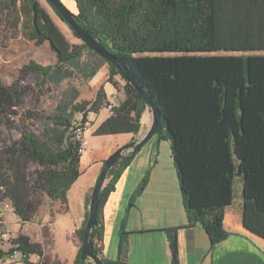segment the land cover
<instances>
[{"label": "trees", "instance_id": "obj_1", "mask_svg": "<svg viewBox=\"0 0 264 264\" xmlns=\"http://www.w3.org/2000/svg\"><path fill=\"white\" fill-rule=\"evenodd\" d=\"M73 1L75 17L84 31L127 68L156 104L154 134L170 142L189 223L201 224L211 246L225 239L224 210L232 200L233 177L239 174L242 225L264 239V0ZM0 31L8 34L6 40L22 35L36 45L47 42L55 62L43 65L30 60L23 67L39 87L89 80L106 64L107 82L117 87L115 75L124 81V99L112 107L93 134L139 131L145 108L142 97L113 64L81 40L70 43L65 30L58 28L38 0H0ZM23 92L16 85L0 82V107L18 106ZM79 94L78 86L68 84L53 111L43 116L41 133L23 130L6 150L12 156L18 146L20 154L42 167L38 182L52 201L64 202L80 175L74 115L82 113L84 125L89 122L88 113L97 114L110 104L103 85L91 100H78ZM134 153L114 162L101 188L97 224L89 236L98 255L102 204ZM0 185L14 212L28 221L32 206L24 203L15 187L6 182ZM83 227L77 231L81 242ZM176 231L166 229L172 264H178ZM14 242L25 254L42 255L26 235L18 234ZM120 249H125L122 243ZM80 250L74 264H92L80 259ZM101 259L103 264L120 263Z\"/></svg>", "mask_w": 264, "mask_h": 264}, {"label": "crops", "instance_id": "obj_2", "mask_svg": "<svg viewBox=\"0 0 264 264\" xmlns=\"http://www.w3.org/2000/svg\"><path fill=\"white\" fill-rule=\"evenodd\" d=\"M97 76L109 103L117 105L124 99V81L119 75L114 76L117 87L106 81V64L87 82ZM94 87L98 89L99 86ZM110 114L107 108L97 114L88 113L91 128L85 132L88 130L89 138L101 147L102 153L86 159L85 149L79 164H93L95 172L101 170L104 160L115 149L143 136L151 124V111L145 105L137 133L94 135L96 127ZM98 175L91 174L78 185H71L64 202L51 201L48 210L35 214L28 221H22L14 210L15 215L6 214V219L4 212L7 210L0 207L4 227L13 237L18 234L28 236L29 241L42 251L47 264H74L81 247L77 231L85 223L88 201ZM107 181L108 178L104 184ZM241 203L242 180L235 174L232 200L223 216V227L228 236L211 246L201 224L189 223L169 140L153 134L133 154L105 197L101 209L102 239L98 242L100 256L119 260V264H172L166 229L176 228L178 264H264V239L243 227ZM121 243L125 248L123 252ZM0 263L16 264L4 257H0Z\"/></svg>", "mask_w": 264, "mask_h": 264}, {"label": "rangeland", "instance_id": "obj_3", "mask_svg": "<svg viewBox=\"0 0 264 264\" xmlns=\"http://www.w3.org/2000/svg\"><path fill=\"white\" fill-rule=\"evenodd\" d=\"M38 1L51 16L58 28L61 31L65 30L63 34L68 41L70 43H80V39L74 36L68 25L55 14L50 5L45 0ZM60 2L69 10L76 12L74 3L70 0H60ZM7 35H2L0 31V82L7 86L11 84L16 85L17 88L22 89L24 92L21 96V103L18 106L11 108L0 107V184L6 182L7 185L15 187L20 191L19 196L24 203L32 206V211L30 212L31 218L35 214L48 210L52 201L45 194L38 182V173L42 170V167L20 154L18 146L15 147V150H17L15 151V155H9L6 150L13 147L14 143L20 139V134L23 130L29 129L36 134L41 133L45 121L43 116L53 111L60 91L68 84L79 87L80 94L78 100H91L97 89L94 86H100V83H98L99 77L97 76L92 82H87V80L83 79H73L68 82L64 81L58 87L49 83L39 87L35 84L33 75L26 73L23 67L30 60L43 65L52 64L55 62V54L47 43L36 45L33 41L25 39L22 35L6 40ZM76 118L81 119V115L79 113L76 114ZM86 127L90 129L91 122H87ZM83 136L87 141L84 157L89 159L92 156L100 155L102 149L100 146H96L89 138L88 130L84 132ZM88 165L84 163L79 164L81 174L72 185H78L91 174L92 176L93 174H99L100 169L99 171L96 169L95 172L93 164ZM236 186L237 181L235 180L234 190ZM6 214L15 215L12 210L4 212V216ZM5 217L8 219V216ZM7 231L11 234L9 230ZM88 261L93 264L90 259Z\"/></svg>", "mask_w": 264, "mask_h": 264}, {"label": "water", "instance_id": "obj_4", "mask_svg": "<svg viewBox=\"0 0 264 264\" xmlns=\"http://www.w3.org/2000/svg\"><path fill=\"white\" fill-rule=\"evenodd\" d=\"M47 1L58 12L60 18L67 23L71 31H73L83 43H85L89 48L94 50L98 55L103 57L107 62L113 64L118 69L120 75L137 91V93L144 100L145 105L148 106L151 111V124L144 135L140 138H135L128 143L119 146L104 160L103 166L99 172L89 198L88 216L83 227L80 259L84 262L90 259L93 264H103L101 256L97 254V252L93 248L92 242L89 240L90 231L92 227L97 224V209L101 188L104 184L107 173L114 162L117 159L127 157L128 155L136 152L156 132L158 127L157 107L156 104L146 94L143 86L137 81V79L134 78V76L127 70V68L103 46L99 45L92 38H90V36L84 31V29L77 21L73 11L66 8L60 2V0Z\"/></svg>", "mask_w": 264, "mask_h": 264}, {"label": "built area", "instance_id": "obj_5", "mask_svg": "<svg viewBox=\"0 0 264 264\" xmlns=\"http://www.w3.org/2000/svg\"><path fill=\"white\" fill-rule=\"evenodd\" d=\"M113 106L114 105L110 103L107 109L111 112ZM76 114L72 121V129L75 140L79 142L77 151L82 154L87 145V141L83 136L87 127L86 123L83 125L81 119L76 118ZM79 114L81 115L82 113ZM0 207L6 210H13L11 201L5 197V189L2 185H0ZM14 238L15 237L3 227V220L0 216V251L3 253V257L9 261H14L16 264H47L42 255L35 253L25 254L18 250V244L14 242Z\"/></svg>", "mask_w": 264, "mask_h": 264}]
</instances>
